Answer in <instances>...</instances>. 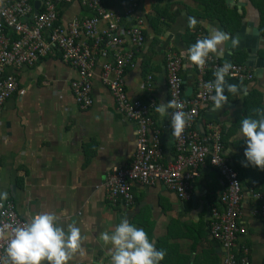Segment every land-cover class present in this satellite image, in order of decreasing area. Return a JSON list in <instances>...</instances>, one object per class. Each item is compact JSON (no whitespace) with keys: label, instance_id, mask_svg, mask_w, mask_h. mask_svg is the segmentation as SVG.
I'll return each mask as SVG.
<instances>
[{"label":"crops","instance_id":"obj_1","mask_svg":"<svg viewBox=\"0 0 264 264\" xmlns=\"http://www.w3.org/2000/svg\"><path fill=\"white\" fill-rule=\"evenodd\" d=\"M197 1L141 0L146 43L125 74V89L132 100L154 106L161 101L167 103V61L170 55H176L182 61L185 96L191 97L197 87V68L179 53L193 44L195 32L202 29L206 36L210 29L222 31L223 27L233 33L240 26L259 30L256 61L253 67L246 66L253 80H238L235 92L225 91L223 108L214 110L211 103L201 109L195 130L206 138L213 127L220 129L223 156L237 171L243 186L239 223L246 232L237 240L236 252L241 254L246 249L251 264H264V218L258 212L264 202V170L242 166L244 139H232L242 118H258V109L264 112L261 13L253 0H214L209 10ZM36 3L32 5L35 11ZM85 13L80 0H74L61 6V22L67 25ZM189 16L201 22L194 29L187 27ZM225 54L217 58L223 64L230 63ZM246 56L232 55V64L245 66ZM102 63L98 59L94 68L93 104L88 108L77 103L72 89V82L80 79L79 72L60 57L43 59L19 73L18 90L0 111V191L7 192L5 200L15 204L25 221L43 211L56 214L61 225L75 223L84 238L83 252L69 264H110L108 246L100 234L113 230L125 218L143 228L155 247L165 251L161 264H225L227 251L213 238L210 219L213 208L224 210L220 198L226 181L209 163L199 169L189 201L181 200L162 184L138 183L131 187L132 205L110 200L108 175L115 167L132 165L138 136L137 126L118 111L110 89L100 78ZM152 116L153 126L161 135V161L164 165L174 163L178 151L170 122L160 120L154 108ZM251 190L259 192L262 200L255 199Z\"/></svg>","mask_w":264,"mask_h":264},{"label":"built area","instance_id":"obj_2","mask_svg":"<svg viewBox=\"0 0 264 264\" xmlns=\"http://www.w3.org/2000/svg\"><path fill=\"white\" fill-rule=\"evenodd\" d=\"M40 3L38 13L33 2ZM74 0H0V111L18 90V76L24 68H32L46 58H57L79 72L80 79L72 82L75 100L83 108L93 104L92 89L94 68L102 59L101 80L115 99L118 111L137 126L138 144L135 159L129 167H115L108 175L106 187L113 203H134L131 187L134 183L144 186L162 184L176 192L183 201L192 198L193 181L199 169L209 163L226 181L221 195L224 210L211 211L210 231L213 238L227 251L225 264H251L248 251L236 252L237 240L246 230L239 223L243 199V186L237 171L223 156L222 134L213 127L206 138L195 130L201 109L210 105L203 85L211 81L208 71L223 63L213 57L205 66L197 68V87L194 95L185 96L181 77L182 61L170 55L167 61L170 100L182 105L190 113L181 138L176 139L178 151L174 163L164 165L161 135L153 126V103L129 98L125 89V74L134 65L135 57L146 43V20L140 13L141 0H118L117 5L108 0H80L85 15L74 17L67 25L61 22L60 8ZM202 29L196 39L202 38ZM195 39V40H196ZM226 77L239 81H252L253 73L244 65L231 64ZM149 77L148 87L151 88ZM255 199L262 195L251 190ZM264 218V202L258 208ZM26 222L17 212L12 201H0V224ZM7 238V233L4 234ZM4 239H0V253Z\"/></svg>","mask_w":264,"mask_h":264},{"label":"clouds","instance_id":"obj_3","mask_svg":"<svg viewBox=\"0 0 264 264\" xmlns=\"http://www.w3.org/2000/svg\"><path fill=\"white\" fill-rule=\"evenodd\" d=\"M198 23L201 22L193 16L187 18L189 29H194ZM228 39L220 29H210L208 35L196 39L187 49L181 50L179 55L202 69L208 60L225 54L224 44ZM231 68L230 63H224L215 69L214 79L203 85L214 110L225 106V91L237 90L235 84L225 79ZM154 111L160 120H169L172 139L181 138L190 113L184 112L182 105L173 99L167 103H156ZM257 117L242 118L232 139H244L245 160L242 166L264 170V112L258 109ZM7 195V192L0 191V201L5 200ZM0 239H4L0 264H69L77 253L83 252L81 229L75 223L61 225L57 215L52 212L32 214L23 223L0 224ZM100 239L108 246L110 264H161L165 258V251L155 247L145 230L126 218L121 219L113 230L102 232Z\"/></svg>","mask_w":264,"mask_h":264},{"label":"water","instance_id":"obj_4","mask_svg":"<svg viewBox=\"0 0 264 264\" xmlns=\"http://www.w3.org/2000/svg\"><path fill=\"white\" fill-rule=\"evenodd\" d=\"M40 3L35 4V9L38 10ZM38 13V11H36ZM222 31L228 36L225 47L229 52L225 54V59L232 64V55H242L246 53L245 66L253 67L257 56V42L259 40V30L254 27L240 26L233 33L227 32L223 27ZM233 41L235 45L233 46ZM259 65V63H258ZM231 84H239L235 79H226Z\"/></svg>","mask_w":264,"mask_h":264},{"label":"trees","instance_id":"obj_5","mask_svg":"<svg viewBox=\"0 0 264 264\" xmlns=\"http://www.w3.org/2000/svg\"><path fill=\"white\" fill-rule=\"evenodd\" d=\"M116 0H108V2L110 4H114V5H117V3L119 4L122 0H118V2H114ZM200 5H203L202 7L205 9V10H209L210 7L213 6V4H215V1L214 0H199L197 1ZM214 2V3H212ZM253 2L257 5V7L259 8L260 10V13H261V17H262V24L264 26V0H253ZM83 8V7H82ZM84 9V8H83ZM85 10V9H84ZM237 18V17H236ZM231 22H234V18L230 17L229 18ZM238 19V18H237ZM195 38H196V32L192 35V38H191V42L192 43H195ZM207 79H211L213 80L214 77H213V73L211 71H208L206 76H205Z\"/></svg>","mask_w":264,"mask_h":264}]
</instances>
